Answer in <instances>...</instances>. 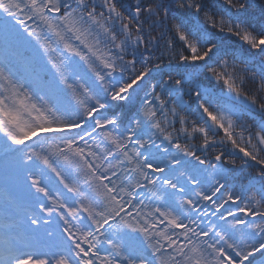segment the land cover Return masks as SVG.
<instances>
[{
	"label": "snow or ice",
	"instance_id": "snow-or-ice-1",
	"mask_svg": "<svg viewBox=\"0 0 264 264\" xmlns=\"http://www.w3.org/2000/svg\"><path fill=\"white\" fill-rule=\"evenodd\" d=\"M0 264H264V0H0Z\"/></svg>",
	"mask_w": 264,
	"mask_h": 264
}]
</instances>
